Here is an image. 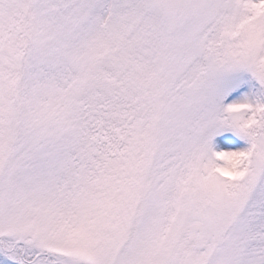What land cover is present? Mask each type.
Here are the masks:
<instances>
[{"label":"snow or ice","instance_id":"1","mask_svg":"<svg viewBox=\"0 0 264 264\" xmlns=\"http://www.w3.org/2000/svg\"><path fill=\"white\" fill-rule=\"evenodd\" d=\"M0 264H264V0H0Z\"/></svg>","mask_w":264,"mask_h":264}]
</instances>
